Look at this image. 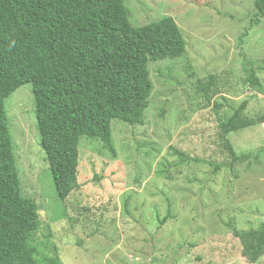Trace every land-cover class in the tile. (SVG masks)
I'll return each mask as SVG.
<instances>
[{
    "label": "rangeland",
    "instance_id": "374dc122",
    "mask_svg": "<svg viewBox=\"0 0 264 264\" xmlns=\"http://www.w3.org/2000/svg\"><path fill=\"white\" fill-rule=\"evenodd\" d=\"M123 1L135 27L171 16L186 49L148 63L144 123L113 119L114 153L96 137L79 138V186L65 200L40 144L31 84L4 101L21 191L38 207L39 256L56 264H264V255L248 262L234 236L264 222V122L228 134L248 156L233 167L217 127L243 100L248 117L264 112V16L254 0ZM249 61L259 64L260 88L245 79ZM209 74L217 83L207 103L197 87Z\"/></svg>",
    "mask_w": 264,
    "mask_h": 264
},
{
    "label": "trees",
    "instance_id": "16d2710c",
    "mask_svg": "<svg viewBox=\"0 0 264 264\" xmlns=\"http://www.w3.org/2000/svg\"><path fill=\"white\" fill-rule=\"evenodd\" d=\"M264 16V0H254ZM186 41L171 16L133 26L123 0H0V264H56L39 256L33 234L39 228L36 202L22 194L4 101L20 86H32L36 126L57 195L65 200L79 186L78 142L96 137L114 153L111 121L144 123L153 85L148 63L180 57ZM259 64L247 62L246 81L260 88ZM217 76L198 80L208 103ZM219 110L222 103H214ZM247 100L219 117L228 165L245 160L229 133L264 122V112L245 113ZM181 161L188 158L173 149ZM212 166L211 162H208ZM218 170V165H213ZM166 217L162 219L164 221ZM241 255L250 263L264 255V222L235 230Z\"/></svg>",
    "mask_w": 264,
    "mask_h": 264
}]
</instances>
